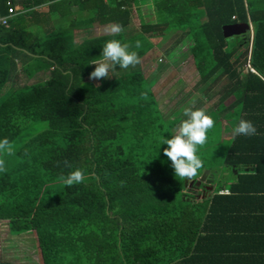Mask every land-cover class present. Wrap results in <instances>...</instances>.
<instances>
[{"label": "trees", "instance_id": "obj_1", "mask_svg": "<svg viewBox=\"0 0 264 264\" xmlns=\"http://www.w3.org/2000/svg\"><path fill=\"white\" fill-rule=\"evenodd\" d=\"M72 7L90 14V29L119 23L124 31L80 39L75 24L71 32L48 27ZM153 8L155 22L147 17ZM4 17L0 91L20 71L32 79L50 69L43 83L0 104V139L12 143L32 124H48L0 172V224L32 235V264H264V0H0ZM234 24L252 28L226 37ZM173 38L164 55L175 61V49L188 50L195 94L216 98L232 130L228 142L198 146L204 166L192 187L164 154L162 141L183 118L163 114L157 79L142 69L89 79L108 40L129 43L142 59L156 41ZM241 119L255 135L233 132ZM76 168L85 179L68 186L62 177ZM205 170L209 182L198 184Z\"/></svg>", "mask_w": 264, "mask_h": 264}, {"label": "rangeland", "instance_id": "obj_2", "mask_svg": "<svg viewBox=\"0 0 264 264\" xmlns=\"http://www.w3.org/2000/svg\"><path fill=\"white\" fill-rule=\"evenodd\" d=\"M52 19L57 20H54L56 21L54 25L50 24L52 21H48V24H50L53 29H56L57 31L63 30L66 32H71L70 18H59L58 16L54 15L52 16L51 20ZM137 25L139 26L138 21ZM173 40L174 38L162 41L160 43V48L158 47L156 50H152L151 52H149L148 55L141 59V63L136 65L135 67H129L128 69H122L120 67H117L115 68V70L109 73L110 76L107 79L94 81H107L112 77H116L122 74L123 72H131L142 69L148 79H157L156 87L154 89L157 96H160L161 98L160 104L162 105L161 108H163V114L167 117H171L172 119L169 122H172L175 119H186V117L183 116L182 111L179 113V116H173L172 112L176 109L178 110H176L175 112H178L180 109H183L184 107L188 106V102L192 100V98H195L196 107L206 109L207 114L211 115L215 121L214 127L211 128L207 133L208 138L211 139L208 141H213L214 143L219 142V138L221 136V138H226V141L228 142L232 130L230 127L227 128L229 125L224 127L227 123L224 116L221 117L224 124L222 120H220V114L218 111L220 107L217 108V110H215L216 108H214L216 98L207 99L199 94H195V84L199 76L188 50H179L178 48L175 49V55H178L176 56L178 58L175 61L169 60L168 56L164 55L165 48L168 49L171 44H173ZM32 63L38 62L33 60ZM158 73L160 74L157 75ZM49 77L50 69L47 68L44 71L35 75L32 79H29L25 74L21 73L20 71L18 75L15 76L13 80L8 82L0 91V104L12 92L20 89L21 87L31 84L43 83ZM152 82H154V80ZM163 103L165 104V107H163ZM183 103L185 106H181V104ZM228 120L230 122L231 119L228 118ZM47 127L48 124L46 122H36L32 124L24 133L21 134L20 137H18L11 143L13 147V154H3L0 155V158H3L5 162L13 163L12 157L14 156L16 150L21 145H23V143L27 141L30 137L40 131L45 130ZM175 129L173 131H175ZM221 146L222 147L217 145V147L220 148V150L222 151L225 147H227V144L223 143ZM222 171L224 170L220 168L217 171V174L221 176ZM0 259L10 261L16 264H32V261L37 263V253L32 235L30 233L12 235L9 232V229L6 224H0Z\"/></svg>", "mask_w": 264, "mask_h": 264}, {"label": "clouds", "instance_id": "obj_3", "mask_svg": "<svg viewBox=\"0 0 264 264\" xmlns=\"http://www.w3.org/2000/svg\"><path fill=\"white\" fill-rule=\"evenodd\" d=\"M105 31L113 36L124 31L119 23L111 24ZM142 47L141 42H135V48ZM129 43H122L119 39H111L104 43L101 56L91 60L90 64L95 65L94 70L89 74L90 80L107 79L109 73L119 65L122 69L135 67L141 63L138 52L131 50ZM183 119L175 129L170 139H164L162 144H166L164 154L170 159L176 177L185 181L197 177L199 170L203 168V160L197 154L198 146H203L208 139V131L214 127L215 121L206 109L196 107V100L193 98L188 102V106L182 109ZM236 135L252 136L256 134V128L251 121L241 119L234 127ZM13 154V147L7 137L0 139V155ZM27 155V150L25 151ZM67 164V161L65 162ZM70 167V165H69ZM6 171L5 160L0 158V172ZM68 186L82 183L85 179L84 172L80 168L62 177Z\"/></svg>", "mask_w": 264, "mask_h": 264}, {"label": "crops", "instance_id": "obj_4", "mask_svg": "<svg viewBox=\"0 0 264 264\" xmlns=\"http://www.w3.org/2000/svg\"><path fill=\"white\" fill-rule=\"evenodd\" d=\"M151 7L152 6L149 4V8H151ZM71 10H72L73 13L68 17V18H70V25H72V24L76 25V28H77L76 31H77V33H79V38L80 39L84 38L85 36L87 37L89 35L98 36V35H101L102 33H107L105 31V29L110 24L109 25H100V24L94 23L93 27H91V29H90V27L87 26L88 17H89L90 14L87 11H80L78 9V7H72ZM147 17L149 18L148 19L149 21H153V22L156 21V17H155V14H154V8L149 11V16H147ZM132 18H133V31H136V30L140 31L141 19L139 18V15L137 13H134L132 15ZM136 19H138V20H136ZM54 20H56V19H52L51 20V18H50L49 22L52 21L50 24L54 25L56 23V21H57V20L56 21H54ZM137 21L139 22V26L137 25ZM50 24H47V25H48L49 28H52L50 26ZM162 41H164V40L160 39L159 42L158 41L155 42V48L156 49L158 48V46L160 45V43ZM156 49H154V50H156ZM192 61H193V59H192ZM21 73H23V72H21ZM159 74L160 73H158L157 75H159ZM155 87H156V84H155ZM160 99H161L160 96H157L159 107H160V109L162 111L163 108H161L162 105L160 104ZM163 107H165L164 103H163Z\"/></svg>", "mask_w": 264, "mask_h": 264}, {"label": "water", "instance_id": "obj_5", "mask_svg": "<svg viewBox=\"0 0 264 264\" xmlns=\"http://www.w3.org/2000/svg\"><path fill=\"white\" fill-rule=\"evenodd\" d=\"M251 28L252 26L250 24H243V25L234 24V25L226 26L224 28V34L226 37H230L233 35H239L241 33H245L247 30ZM208 174H209V170L205 171L202 174V176L199 178L198 184L205 182Z\"/></svg>", "mask_w": 264, "mask_h": 264}, {"label": "built area", "instance_id": "obj_6", "mask_svg": "<svg viewBox=\"0 0 264 264\" xmlns=\"http://www.w3.org/2000/svg\"><path fill=\"white\" fill-rule=\"evenodd\" d=\"M12 12V10H11ZM13 13V12H12ZM0 22L3 24V25H7L8 24V18L7 17H4V18H0Z\"/></svg>", "mask_w": 264, "mask_h": 264}, {"label": "flooded vegetation", "instance_id": "obj_7", "mask_svg": "<svg viewBox=\"0 0 264 264\" xmlns=\"http://www.w3.org/2000/svg\"><path fill=\"white\" fill-rule=\"evenodd\" d=\"M207 182H209L208 180H206ZM190 186L192 187L193 186V181L191 180L190 181Z\"/></svg>", "mask_w": 264, "mask_h": 264}]
</instances>
